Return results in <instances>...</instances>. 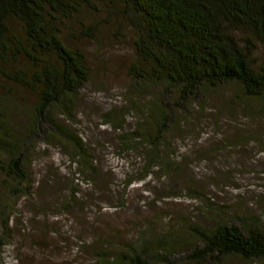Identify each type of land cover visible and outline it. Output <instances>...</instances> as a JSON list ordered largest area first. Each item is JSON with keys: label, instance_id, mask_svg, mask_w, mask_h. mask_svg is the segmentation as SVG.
Instances as JSON below:
<instances>
[{"label": "rangeland", "instance_id": "obj_1", "mask_svg": "<svg viewBox=\"0 0 264 264\" xmlns=\"http://www.w3.org/2000/svg\"><path fill=\"white\" fill-rule=\"evenodd\" d=\"M122 9L121 0L94 1L64 21L65 43L85 52L90 69L72 126L94 159L85 167L51 130L29 133V184L20 195L0 185V201L9 199L13 210L7 241L0 242V264H104L101 258L114 262L121 247L159 239L168 243L173 264H200L187 255L202 245L199 232L214 229L218 219L264 227V100L225 84L179 107L162 148L171 162L167 171L148 163L149 147L121 142L159 89L150 87L141 98L131 90L137 33ZM234 35L242 41L248 34ZM255 43L252 62L258 66L264 44ZM9 66L0 63V106L21 125V135L29 132L38 96L7 78ZM105 113L113 115L109 122ZM117 117H126L123 127ZM54 118L58 126L70 123L63 114ZM149 264L167 261L153 257ZM221 264L264 261L228 256Z\"/></svg>", "mask_w": 264, "mask_h": 264}, {"label": "trees", "instance_id": "obj_2", "mask_svg": "<svg viewBox=\"0 0 264 264\" xmlns=\"http://www.w3.org/2000/svg\"><path fill=\"white\" fill-rule=\"evenodd\" d=\"M94 1L104 0H0V63L10 65L3 73L38 96L29 115V132L21 135L17 134L21 125L0 106V185L9 195H20L30 181L25 167L32 138L29 133L51 130L60 143L71 145L85 167L94 159L72 126L77 117V96L90 80V69L85 52L69 47L63 39L65 19ZM121 2L125 18L137 33L138 60L128 71L131 90L141 98L150 87L159 89L146 109L136 113L133 129L120 139L125 145L134 142L133 147H149L145 150L148 163H161L167 171L171 162L163 158L162 148L168 146L169 127L177 122L179 107L186 109L190 99L225 84L237 85L245 95L264 100V61L258 66L252 62L255 40L264 44V0ZM236 31L248 35L240 41ZM130 111L126 107L125 112ZM55 113L63 114L70 123L58 126ZM104 117L109 122L113 115L105 113ZM117 120L122 127L127 121L126 117ZM172 155L173 151L167 156ZM2 201L0 242L5 243L13 210L9 199ZM198 237L202 245L187 255L197 263L221 264L228 256L264 261L262 226L246 229L218 219L214 229L199 232ZM165 244L166 240L159 239L141 247H121L114 262L101 260L104 264H149L155 257L173 264L175 258Z\"/></svg>", "mask_w": 264, "mask_h": 264}]
</instances>
